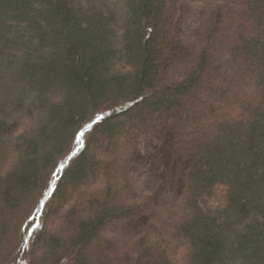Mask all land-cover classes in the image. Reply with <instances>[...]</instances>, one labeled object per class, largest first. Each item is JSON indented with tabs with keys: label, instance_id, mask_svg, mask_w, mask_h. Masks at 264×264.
Masks as SVG:
<instances>
[{
	"label": "trees",
	"instance_id": "16d2710c",
	"mask_svg": "<svg viewBox=\"0 0 264 264\" xmlns=\"http://www.w3.org/2000/svg\"><path fill=\"white\" fill-rule=\"evenodd\" d=\"M186 2L0 0V264H264V0L192 3L167 65ZM175 112L163 197L141 132Z\"/></svg>",
	"mask_w": 264,
	"mask_h": 264
},
{
	"label": "rangeland",
	"instance_id": "374dc122",
	"mask_svg": "<svg viewBox=\"0 0 264 264\" xmlns=\"http://www.w3.org/2000/svg\"><path fill=\"white\" fill-rule=\"evenodd\" d=\"M197 0H187L184 4V9L180 11L178 16L174 21V25L172 26V34L169 42L167 43V55L164 59V63L168 65L171 60L173 59H186L190 54V45L188 43L186 35L189 34L191 29V24L195 21V12H193L192 3H196ZM188 4V5H186ZM191 5V6H190ZM197 10V9H196ZM199 11V10H198ZM220 22L213 27V31L216 32L219 29ZM225 62L222 63L220 66L215 67L211 72V78L216 75H224L227 73V69L225 66L227 65L228 58L224 59ZM227 67V66H226ZM224 84V81L222 82ZM215 94V93H214ZM219 94V93H218ZM216 93V95H218ZM189 108L194 110L196 119L198 121L203 122L202 118L204 116L203 112L199 108V106L195 103H189ZM224 111V112H223ZM212 115H216L219 112L216 111H209ZM222 114L231 116L229 111L225 109L222 110ZM169 116V114H168ZM181 114L175 112L171 119L169 118L167 121H164L162 124L160 123L157 128L148 129L144 127L142 129L141 136H147V139L150 141V145L148 148L149 155L152 157V171L151 174H162L166 177L163 187V192L160 190L155 195L165 196V191L167 188L175 187L174 176H177L184 168L187 167L188 162L190 160L191 151L188 149L187 153L182 154L178 147L174 144L176 136L178 134L177 131V124L181 120ZM173 133H172V132ZM171 132V133H170ZM123 152L119 153V157H122ZM97 158L102 155L99 153L96 154ZM105 156V155H104ZM102 157L103 159L109 158L110 155H106L107 157ZM146 161V156H144L141 160L140 165L144 167ZM149 166L147 167L150 168ZM146 169V170H147ZM155 176V175H154ZM176 179V177H175ZM173 181V182H172ZM130 188V187H129ZM170 190V189H169ZM168 196V191H167ZM145 222V218L142 216H138L133 218L132 220L124 221L123 223L119 224V229L121 231L125 230V232H133L138 233L142 229V226ZM106 254L117 251V247L110 246L106 249Z\"/></svg>",
	"mask_w": 264,
	"mask_h": 264
},
{
	"label": "snow or ice",
	"instance_id": "6c2138e0",
	"mask_svg": "<svg viewBox=\"0 0 264 264\" xmlns=\"http://www.w3.org/2000/svg\"><path fill=\"white\" fill-rule=\"evenodd\" d=\"M101 119H102V117L99 116V115H97V116L95 117V119H93L92 123L87 124V125L85 126V128H86V129H90V128L92 127L93 124L98 123ZM82 135H83V132L78 133V134H77V139H80V137H81Z\"/></svg>",
	"mask_w": 264,
	"mask_h": 264
}]
</instances>
